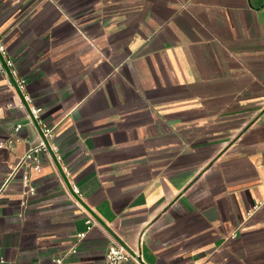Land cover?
Listing matches in <instances>:
<instances>
[{
	"label": "crops",
	"instance_id": "crops-1",
	"mask_svg": "<svg viewBox=\"0 0 264 264\" xmlns=\"http://www.w3.org/2000/svg\"><path fill=\"white\" fill-rule=\"evenodd\" d=\"M0 46L3 264H264V0H0Z\"/></svg>",
	"mask_w": 264,
	"mask_h": 264
},
{
	"label": "built area",
	"instance_id": "built-area-1",
	"mask_svg": "<svg viewBox=\"0 0 264 264\" xmlns=\"http://www.w3.org/2000/svg\"><path fill=\"white\" fill-rule=\"evenodd\" d=\"M0 52L3 53V47L0 46ZM6 66L11 68L12 63L9 60L5 61ZM1 71V67H0ZM13 75H15L14 71H11ZM24 80H18L17 84L20 89L23 88ZM32 114L37 118V114L39 109H33ZM20 129V125H15L12 129V133H16ZM41 136L43 139H51L52 131L48 128H41ZM40 138L35 146L28 148L23 155L17 160L16 164L11 168L10 175L14 174L15 171L21 170L20 174V183L23 188L24 196H31L34 193L33 187L29 183V173L39 174L41 171L42 158L46 155V145L44 140ZM14 140L8 139L5 142L0 143V148H10L13 145ZM76 193L77 191L74 190ZM94 225V220L90 215L86 214V218L84 220V231L81 233L75 234V243L82 240L85 235L90 231L92 226ZM75 252V248H72L71 253ZM138 254H131L126 250V248L116 239H110L109 244L106 247L103 262L102 264H124L129 261H132L136 264H139ZM0 264H3V261L0 260ZM53 264H61L60 258L53 260Z\"/></svg>",
	"mask_w": 264,
	"mask_h": 264
}]
</instances>
